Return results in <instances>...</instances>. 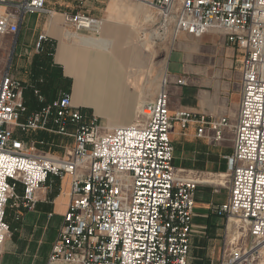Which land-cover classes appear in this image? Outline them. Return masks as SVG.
Segmentation results:
<instances>
[{
    "label": "built area",
    "instance_id": "built-area-1",
    "mask_svg": "<svg viewBox=\"0 0 264 264\" xmlns=\"http://www.w3.org/2000/svg\"><path fill=\"white\" fill-rule=\"evenodd\" d=\"M45 1L0 0V35L16 34L24 14H51ZM134 1L157 10L174 37L217 30L243 54L233 150L226 157V200L210 212L238 220L252 239L249 248L235 245L219 264H253L264 242V0ZM63 25L67 34L94 35L100 21L67 13ZM46 40L38 36L37 53ZM22 88L7 72L0 78V263L9 235L4 220L9 203L32 211L35 191L49 177L69 175V205L45 264H187L201 182L186 175L175 178L171 133L174 122L184 129L189 122L205 123L204 118L185 111L171 116L162 88L153 101L139 106L130 126L105 129L94 117L85 121L68 94L46 103L35 91L39 109L28 113ZM207 125L212 141H221L227 119ZM31 133L71 137L73 146L61 157L43 155L38 150L42 141L21 138ZM197 135H203L202 129Z\"/></svg>",
    "mask_w": 264,
    "mask_h": 264
},
{
    "label": "crops",
    "instance_id": "crops-1",
    "mask_svg": "<svg viewBox=\"0 0 264 264\" xmlns=\"http://www.w3.org/2000/svg\"><path fill=\"white\" fill-rule=\"evenodd\" d=\"M111 2L120 6L118 16H109ZM126 4L121 0H46L45 7L51 14H24L16 34L0 35L14 41L9 67L0 71V78L7 72L10 78L22 84V100L28 113L39 109L35 91L46 103L68 94L72 106L81 109L85 121L94 117L105 129L130 126L139 106L153 101L163 88L171 116L185 111L197 120L200 117L205 120V123L189 122L184 129L177 122L173 123V168L181 177L186 175L198 180L227 175L226 157L232 154V126L240 101L242 52L217 30H209L200 37L185 33L174 37L171 28L159 72L148 76L149 70L154 71L156 58L140 44L133 23L121 17L133 13ZM67 13H83L98 19V33L76 34L85 37L82 42L70 37L63 25V15ZM39 35H45L47 40L37 53ZM19 43L22 50L14 67L13 55ZM3 49L5 52L6 46ZM149 77L151 93L146 87L148 82L144 83V78ZM179 80L183 83L178 84ZM221 117L227 119L228 127L222 133V140L214 143L207 123ZM200 129L201 137L197 135ZM31 134L34 138H21L40 141L38 137L44 133ZM15 135L19 137L17 132ZM64 139L73 143L71 137ZM70 183L69 175L61 179L49 177L44 186L35 191L34 210H23L19 215L20 221L28 216L29 220L33 217L46 225L52 224L49 249L69 205ZM226 187L227 177L224 186L202 182L197 186L187 264H219L222 260L225 229L219 222L224 218L211 213L210 208L225 202ZM223 191L224 199L214 197ZM16 193L22 195L21 185H17ZM213 217L218 221L211 222ZM221 228L222 237L218 231ZM218 238L222 240L220 248Z\"/></svg>",
    "mask_w": 264,
    "mask_h": 264
},
{
    "label": "rangeland",
    "instance_id": "rangeland-1",
    "mask_svg": "<svg viewBox=\"0 0 264 264\" xmlns=\"http://www.w3.org/2000/svg\"><path fill=\"white\" fill-rule=\"evenodd\" d=\"M121 1L127 3L126 5L129 11H133V13L139 15L137 21H134L135 23H133V25L137 29L139 39L141 37V25H144L143 27L148 33L155 30H158V33L162 30L165 31L163 32V34H160V38L154 40V43L151 45V47L147 49L150 54L153 53V51L154 53L156 52L154 54V59L156 58L155 68L153 69L154 71L149 70L148 76H150V74H158L159 63L162 60L161 58H163V56L165 55L168 48V43L170 42L169 31L172 28L171 24L163 25V22L160 19L161 17L158 15V11L154 8L150 9L148 7H143L142 5H140V2L138 3V1L134 0ZM147 13L151 15V19L150 21L144 22L142 24V16ZM139 42L141 44V40H139ZM5 46L6 51L3 52V48H5ZM13 46L14 41L12 39H10L9 37L0 36V71H5L9 67ZM29 48H31V46H29ZM21 50L22 43H19L16 45V49L13 55L12 63L14 67L17 65V57ZM147 82L148 86L146 87L148 88L149 93H151L153 89L150 87V77L144 78L145 85H147ZM135 118L136 115L134 117L133 122L135 121ZM25 138L29 139L34 137L32 134H30L26 135ZM38 138L42 139L40 141L44 143L43 145H38L39 151L41 153H66V151L70 150L73 146V143H70V140L64 139V137L60 136L41 134ZM214 197L217 199H224L225 192H220ZM13 204L14 203L11 201L9 203V206L5 210L7 217L6 224L9 227V235L2 245L1 264H45V260L49 252V244L51 243L53 235L52 224L50 226L46 225L45 223H41L42 221H36L37 219L33 217L29 220L28 216H25L23 221H18L17 215H20L23 209H21L20 207H16ZM216 219L217 218L213 217L211 219V222L218 221ZM219 223L221 224V227L225 229L224 235L222 228L218 230L220 233V237H222L223 235L224 238V250L222 248L221 259H224L235 247L245 249V247L249 248L251 246L252 239L246 233L245 229L241 227V224L239 222L237 223V237L233 244L229 243V240L232 238V234L235 233V226L232 222V219L230 221H226L224 219ZM245 240H247V243H245ZM221 241L222 240L220 238L216 240L217 246L219 248L221 246ZM253 264H264V253L254 254Z\"/></svg>",
    "mask_w": 264,
    "mask_h": 264
},
{
    "label": "bare ground",
    "instance_id": "bare-ground-1",
    "mask_svg": "<svg viewBox=\"0 0 264 264\" xmlns=\"http://www.w3.org/2000/svg\"><path fill=\"white\" fill-rule=\"evenodd\" d=\"M139 3V2H138ZM140 5H142L143 7H148V8H150V9H153V8H151L150 6H148V5H146V4H144V3H141L140 2ZM119 10H120V6L117 4V3H115V2H111V3H109V6H108V14H109V16L111 17V16H114L115 14H116V16H118L119 14H118V12H119ZM120 13V12H119ZM141 15V14H140ZM123 16H125V17H123ZM121 17L122 18H124V19H126V20H128L129 22H131V23H135L134 21H137V18H139V15L138 14H136V13H132V14H127V15H121ZM150 19H151V15L150 14H144L143 16H142V24L144 23V22H148V21H150ZM144 25H141L140 27V31H141V37H140V40H141V45L143 46V48L145 49V50H147V49H149L150 47H151V45L154 43V40H156V39H159L160 38V34H163V32H165L164 30H162V31H160L159 33H158V30L156 31H151V32H147L146 31V29L143 27ZM136 30V29H135ZM69 36V35H68ZM163 36V35H162ZM70 37H74V39L76 38V39H78V40H80L81 42L82 41H84V39H85V37H83V36H78V35H76V34H70ZM163 38V37H162ZM87 42V41H86ZM153 53H154V51H153ZM156 53V52H155ZM154 53V54H155ZM152 54V53H151ZM179 172H175V178H183V177H181L179 174H178ZM226 177H227V175L226 174H224V175H219V176H217V178H213V179H211V178H204V179H201V180H199L200 182H202V183H211V184H214V185H216V186H224L225 185V180H226ZM232 222H233V224H234V226H235V233L234 234H232V238L229 240V243H233L234 242V240L236 239V232H237V229H238V226H237V223H238V220H236V219H234V220H232ZM243 242V241H242ZM257 250L259 251V254H262V253H264V242H262V243H260L259 244V246H258V248H257Z\"/></svg>",
    "mask_w": 264,
    "mask_h": 264
},
{
    "label": "trees",
    "instance_id": "trees-1",
    "mask_svg": "<svg viewBox=\"0 0 264 264\" xmlns=\"http://www.w3.org/2000/svg\"><path fill=\"white\" fill-rule=\"evenodd\" d=\"M4 220H5V222L7 221L6 213H5V219ZM18 221H19V219H18Z\"/></svg>",
    "mask_w": 264,
    "mask_h": 264
}]
</instances>
